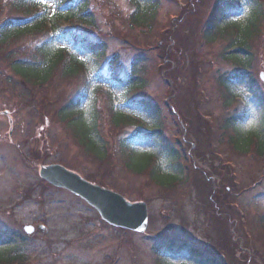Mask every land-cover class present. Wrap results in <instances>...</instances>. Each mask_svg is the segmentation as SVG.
Segmentation results:
<instances>
[{
    "label": "rangeland",
    "instance_id": "1",
    "mask_svg": "<svg viewBox=\"0 0 264 264\" xmlns=\"http://www.w3.org/2000/svg\"><path fill=\"white\" fill-rule=\"evenodd\" d=\"M214 1L158 0L154 18L141 27L131 25L130 0H89L95 18L90 36L106 47L103 64L116 56L122 77L134 70L142 76L144 87L129 97L158 105L167 140L187 157L185 162L177 161L186 171H181V181L174 182L177 187L169 190L126 167L117 146L121 136L109 125L105 93H98L95 103H85L89 110L95 106L99 116L97 125L107 152L100 164L54 117L57 101L53 99L63 101L73 94L77 77L64 76L60 64L61 71L56 70L42 90L33 91L13 74L9 53L27 61L43 34L0 47V235L7 238L11 233L18 239L0 250V264H183L193 247L226 264H264V155L240 154L222 139L223 117L246 111V97L238 93L231 98L224 90L228 101L223 107L216 83L218 74L237 71L224 59L230 42L225 33L248 24L250 5L245 0L240 11L228 12L230 20L224 18L221 27L228 26L212 33L207 43L203 32ZM1 2L0 20H4L8 11ZM46 3L49 16L54 2ZM260 32L251 42L250 72L264 96V20ZM113 92L121 104L118 108L112 96L114 106L127 110L121 103L122 90ZM251 129L256 131L246 127V134ZM134 154L139 170L157 160L149 151ZM48 164H60L132 203H145L146 232L113 228L84 201L40 180L38 168ZM172 166L176 164L163 159L159 164L164 171ZM29 225L36 232L26 236L22 230ZM160 240L181 243L179 257L165 256L169 261L158 262L151 251Z\"/></svg>",
    "mask_w": 264,
    "mask_h": 264
},
{
    "label": "trees",
    "instance_id": "2",
    "mask_svg": "<svg viewBox=\"0 0 264 264\" xmlns=\"http://www.w3.org/2000/svg\"><path fill=\"white\" fill-rule=\"evenodd\" d=\"M2 1L5 3L8 15L6 19L0 20V47L7 45L10 40L43 34L42 41L34 46L32 55L27 61L17 59L14 54L9 53V57L12 58L9 63L10 69L21 83L33 91H36L35 88L42 90L55 71H61L60 64L63 67L61 73L64 76L69 79L77 77L78 87L73 94L65 96L63 101L57 97L53 100L57 101L54 117L70 131L78 146L100 164L106 161L107 152L102 145L101 129L99 130L97 125L99 120L97 108L95 106H92L90 110L89 106L85 108V103L91 101L95 103L94 98L98 93H105L108 103H110L109 125H112L113 129L117 130L121 136L117 146L123 155L126 167L135 175H146L152 184L164 190L177 187L174 182L181 181V171H186L185 166L182 167L177 161H186L187 157L183 156L167 140L160 123L162 112L158 105L143 98L129 97L131 93L144 87L145 80L142 76L137 75L134 70L129 77H122L118 71L119 60L116 56L108 58L107 62L103 64L106 47L103 42L92 40L90 36L93 34L91 30L95 27V18L90 11L89 0H53L56 9L49 17L46 16L44 9L40 10L38 7L41 4L45 7V1ZM246 1H214L210 18L206 23L207 28L203 32L207 43L211 42L212 33L228 26L225 24L221 28L224 18L230 20L228 12L240 11ZM248 1L247 4L250 5L246 17L248 24L237 31L233 29L229 33H225L231 43L229 42L227 47L229 50L224 52V55L227 54L224 59L229 61L237 71L216 76V83L221 92V99H223V107L228 101L223 96V92L226 90L231 98L238 93H242L246 97V111L243 110L238 115L228 114L223 117L220 136L228 142L229 146H232V150H236L240 154L249 151L262 157L264 155V96L251 75L252 65L250 63L252 59L251 42L260 35V27L264 20V0ZM1 4L0 0V10ZM130 5L134 8L130 15L132 17L131 25H140L141 27L144 24L148 25V20L154 18L159 6L158 0H130ZM76 53L83 56L85 61L82 62L81 58H77ZM87 62L89 65L85 66L84 64ZM87 70L92 72L91 76L88 75ZM113 90H122L121 103L127 106L128 110H114L111 103ZM43 98L49 101L48 96ZM136 116L141 119L147 118L149 121L146 122L151 124V127L130 134L126 131L128 128H145L135 120ZM251 126L256 131L251 129L253 132L246 134V127L250 128ZM144 149L146 150L143 151ZM146 151L154 153L157 160L155 165L145 164V170H139L136 168L138 163L134 153ZM162 159L168 163H175L176 166H172L169 171H164L163 168L157 166V163H161ZM262 215L261 220L264 224V214ZM5 237L0 235V250L10 247L13 242H18L17 237L13 234L12 237ZM181 245L174 240H160L153 246L151 252L158 262L169 261V258L165 259V256L177 259L181 252ZM185 261L183 264H226L214 256L207 255L204 250L194 247L190 249L188 259ZM9 262L11 261H3L2 264Z\"/></svg>",
    "mask_w": 264,
    "mask_h": 264
},
{
    "label": "water",
    "instance_id": "3",
    "mask_svg": "<svg viewBox=\"0 0 264 264\" xmlns=\"http://www.w3.org/2000/svg\"><path fill=\"white\" fill-rule=\"evenodd\" d=\"M38 171L39 177L46 183L68 191L81 201H85L108 225L125 231L145 233L148 222L145 203H131L116 192L91 184L61 165L40 166ZM39 228L44 229L42 226ZM34 229L31 225L23 228L28 236L33 234Z\"/></svg>",
    "mask_w": 264,
    "mask_h": 264
}]
</instances>
